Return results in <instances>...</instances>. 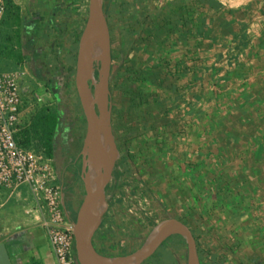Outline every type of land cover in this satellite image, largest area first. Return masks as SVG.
Listing matches in <instances>:
<instances>
[{"label":"rangeland","instance_id":"obj_1","mask_svg":"<svg viewBox=\"0 0 264 264\" xmlns=\"http://www.w3.org/2000/svg\"><path fill=\"white\" fill-rule=\"evenodd\" d=\"M88 2L8 0L0 23V73L11 74L18 82L20 136L35 150H45L44 118L59 113L60 128L70 127L72 153L59 171L53 155H48L67 193L76 181L81 183L78 151L85 117L74 75ZM185 3L189 8L180 29L190 28L191 52L185 59L182 49L174 52L179 53L181 75L184 67L192 73L191 105L185 114L173 104L177 97L167 91L170 85L187 87V80L178 75L173 81L156 77L152 64L156 58L164 59L154 38L145 44L142 61L124 57L125 46L119 53L114 44L109 101L118 157L116 179L107 194L121 193L126 208H134L126 216L125 205L119 204L107 238L121 245L117 253H129L160 221L172 216L191 229L201 264H264V74L254 78L251 64L229 63L226 72L208 71V77L203 76L199 41L206 30L201 22L205 17L197 14L203 8L200 0H104V8L109 21L120 28L125 18L131 20L141 11L151 15L150 23L164 15L163 24L172 25L178 19L172 10L183 9ZM257 71L264 72V66ZM139 90L145 93L147 106L140 103ZM74 156L76 162L68 165ZM186 256L185 240L173 234L142 264H185Z\"/></svg>","mask_w":264,"mask_h":264},{"label":"crops","instance_id":"obj_2","mask_svg":"<svg viewBox=\"0 0 264 264\" xmlns=\"http://www.w3.org/2000/svg\"><path fill=\"white\" fill-rule=\"evenodd\" d=\"M200 1L203 8L197 14L199 17H205L201 19V22H205L204 29L206 30H204L203 38L201 35L199 41L200 57L203 58L201 66L204 68L203 76L207 78L209 72L219 74L218 70L220 73L221 71L224 72L225 64H236L235 67H237L243 63L244 65L251 64L255 69L254 78H261L256 76L261 73L264 74V72L257 71V67L264 66V0ZM190 3L192 5V2ZM188 4L185 3L183 9L175 8L172 10L171 15L178 17L177 20H172L173 22L176 21L175 23L171 22L172 25L177 24L176 33L169 22L168 25L163 24L161 19H164V15L160 17L158 15V23H150L151 15H146L144 11L137 13L131 20L128 18L123 20L122 26L126 29L125 33L122 31V26L120 28L117 24L110 23L112 25L110 32L111 66L112 55L115 51L114 44H116V51L119 53L120 49L123 50L122 46H125V51H121L124 57L129 56L134 59L133 61H142V56L145 52L147 53L145 44L155 39L162 59L166 60L164 55L167 58L164 63V60L155 57L152 70L156 69V77L173 81L177 79L178 75L183 81L187 80V87L186 84H184L183 89L178 85H170L171 88L167 91L172 96L177 97L176 101L172 99L173 104L175 107L179 106L177 110L180 112L183 110V114L186 113V108L191 105L190 80L192 73L190 69L186 72L184 67L181 75V71L178 69L180 61H177L179 53L174 52L182 49L183 58L186 56V52L189 54L191 52L190 28L188 30L186 27L183 30L180 29V23L182 21L184 24L186 23L185 16L186 10L188 11L189 8ZM168 29L172 32L171 35ZM155 35L159 39H156ZM183 63L186 66V60H183ZM209 67L212 68L211 71L208 70ZM251 74H248V77H252ZM109 88H111V84ZM180 100H183L182 103L177 104L176 102ZM175 112L176 110H174ZM190 128H193L192 124H190ZM76 182L70 186L68 193L63 191L62 194L64 209L71 218L84 195L82 184ZM110 194L116 193L111 191ZM0 203V242H4L11 264H58L44 229L38 223L39 213L34 210L35 200L27 186L20 185L11 190L0 189ZM120 203L110 202L102 217L101 224L92 238L93 245L99 252L105 254L106 251L109 253L112 251L115 253L106 255L122 254L117 253L121 249V245H118L116 241L110 242L107 238V230L112 226L114 215L119 214ZM123 209L125 211L126 205Z\"/></svg>","mask_w":264,"mask_h":264},{"label":"water","instance_id":"obj_3","mask_svg":"<svg viewBox=\"0 0 264 264\" xmlns=\"http://www.w3.org/2000/svg\"><path fill=\"white\" fill-rule=\"evenodd\" d=\"M110 71L111 41L104 13V0H89L87 18L78 41L74 75L75 89L85 117L81 146L84 195L73 221L78 264H142L173 234L181 235L186 242V264H201L191 229L183 221L172 216L160 221L142 244L129 253L106 255L93 245V235L107 210V192L112 185L113 168L118 157L110 121ZM51 91L55 94L57 87H51ZM54 161L56 170L59 171V159L54 158ZM87 162L89 167L88 171H85ZM0 264H11L2 241Z\"/></svg>","mask_w":264,"mask_h":264},{"label":"built area","instance_id":"obj_4","mask_svg":"<svg viewBox=\"0 0 264 264\" xmlns=\"http://www.w3.org/2000/svg\"><path fill=\"white\" fill-rule=\"evenodd\" d=\"M7 2L0 0V23L4 19ZM20 104L17 80L11 74L0 73V189L27 186L35 200L34 210L41 215L40 224L57 263L78 264L74 247V216L71 218L64 209L63 187L56 178L51 159L44 149L35 150L20 141ZM115 200L126 205L121 193L107 194L108 205ZM132 208L133 205L125 209L126 216L133 212Z\"/></svg>","mask_w":264,"mask_h":264},{"label":"flooded vegetation","instance_id":"obj_5","mask_svg":"<svg viewBox=\"0 0 264 264\" xmlns=\"http://www.w3.org/2000/svg\"><path fill=\"white\" fill-rule=\"evenodd\" d=\"M82 142H83V139H82ZM81 146H82V143H81ZM81 146H80V149L78 151V155H79L78 157H79V165H80L79 166L80 182H81V184L83 186V181H82L83 157H82V154H81ZM71 153H72V141H71L70 127L69 126H64L63 129H61L60 125H59V127H57L56 130H55L54 137H53V140H52V155H53V159L54 158H58L59 162H60L59 166H61V165H63V160L67 156L71 155ZM78 157L77 156L72 157L71 158L72 162L69 161L68 165H70L72 163L74 164V162H76ZM88 167H89V163L87 162L86 166H85V171H88ZM115 169H116V162H115V165H114V168H113V174H112V185H111L112 187H113V184H114L115 179H116V170ZM90 175L92 176V170L90 171Z\"/></svg>","mask_w":264,"mask_h":264},{"label":"trees","instance_id":"obj_6","mask_svg":"<svg viewBox=\"0 0 264 264\" xmlns=\"http://www.w3.org/2000/svg\"><path fill=\"white\" fill-rule=\"evenodd\" d=\"M104 13L106 15V9L105 8H104ZM106 19H107V23H108V27H109V32H111L112 31V25H110V23H112V22L109 21L108 15H106ZM55 24H54V28L58 29V25H55ZM112 68L113 67H111V69ZM109 91H110V89H109ZM138 96H139V98L143 99V102L140 101V103H142L143 106H147V99H145L146 98L145 97V93H143L142 91L140 93V90H139L138 91ZM109 97H110V92H109ZM144 100H146V101H144ZM59 116H60L59 113H57L56 115H48L46 118H44L42 120L41 132H42V135H43L44 144L46 146L45 147V152L49 156L52 155V140H53V137H54L55 130L60 125V121L58 119ZM20 141L23 144L27 143L25 138L22 137V136H20Z\"/></svg>","mask_w":264,"mask_h":264}]
</instances>
